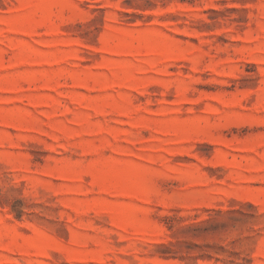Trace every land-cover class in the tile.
<instances>
[{
	"label": "rangeland",
	"instance_id": "obj_1",
	"mask_svg": "<svg viewBox=\"0 0 264 264\" xmlns=\"http://www.w3.org/2000/svg\"><path fill=\"white\" fill-rule=\"evenodd\" d=\"M0 264H264V0H0Z\"/></svg>",
	"mask_w": 264,
	"mask_h": 264
}]
</instances>
